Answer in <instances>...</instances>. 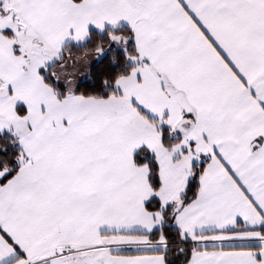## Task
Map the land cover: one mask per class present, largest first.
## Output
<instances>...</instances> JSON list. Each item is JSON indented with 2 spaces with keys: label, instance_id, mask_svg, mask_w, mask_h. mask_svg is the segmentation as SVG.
I'll return each mask as SVG.
<instances>
[{
  "label": "snow or ice",
  "instance_id": "snow-or-ice-1",
  "mask_svg": "<svg viewBox=\"0 0 264 264\" xmlns=\"http://www.w3.org/2000/svg\"><path fill=\"white\" fill-rule=\"evenodd\" d=\"M0 264H264V0H0Z\"/></svg>",
  "mask_w": 264,
  "mask_h": 264
}]
</instances>
